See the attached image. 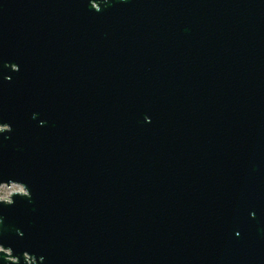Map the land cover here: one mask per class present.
I'll return each mask as SVG.
<instances>
[{"label": "water", "instance_id": "95a60500", "mask_svg": "<svg viewBox=\"0 0 264 264\" xmlns=\"http://www.w3.org/2000/svg\"><path fill=\"white\" fill-rule=\"evenodd\" d=\"M0 264H264V0H0Z\"/></svg>", "mask_w": 264, "mask_h": 264}, {"label": "rangeland", "instance_id": "374dc122", "mask_svg": "<svg viewBox=\"0 0 264 264\" xmlns=\"http://www.w3.org/2000/svg\"><path fill=\"white\" fill-rule=\"evenodd\" d=\"M22 187L20 185L11 184L10 186H1L0 187V198L6 199L9 197L11 192L20 191Z\"/></svg>", "mask_w": 264, "mask_h": 264}]
</instances>
